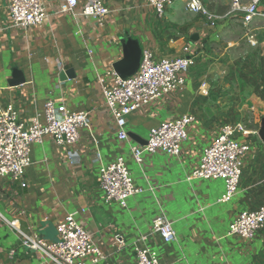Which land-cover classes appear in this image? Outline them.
Instances as JSON below:
<instances>
[{
    "label": "crops",
    "instance_id": "1",
    "mask_svg": "<svg viewBox=\"0 0 264 264\" xmlns=\"http://www.w3.org/2000/svg\"><path fill=\"white\" fill-rule=\"evenodd\" d=\"M86 1L78 0L74 15L64 10L66 0H44L47 18L24 28L12 25L8 0H0V106L13 104L26 126L43 112L48 99L86 111L90 119V127L82 130L75 146H60L51 135L31 145L26 187L10 176L0 180L4 218L16 221L22 232L56 241L58 225L69 213L81 210L77 221L105 255L98 264H138L136 243L157 251L163 264H264V230L251 239L229 234L240 212L264 202L260 137L241 132L236 136L250 149L244 156L239 191L230 201H221L223 180L189 179L204 149L229 123L208 106L214 64L221 59L220 44L233 17L214 27L180 3L158 17L147 0H104L109 12L100 21L81 14ZM204 2L219 14L230 5V0ZM263 27H257L262 34ZM128 38L150 49L155 59L177 57L188 46L195 63L182 88L127 117L129 138L122 140L105 103L103 85L115 82L113 66L124 57L123 41ZM186 114L196 118L178 155L145 153L141 163L133 158L131 146L144 145L152 127ZM118 157L125 158L135 184L142 188L125 207L107 202L100 187V168ZM158 216L172 222L175 241L166 243L153 230ZM7 221H0V264H44V258L24 246L20 231ZM116 234L123 236L125 246L118 247Z\"/></svg>",
    "mask_w": 264,
    "mask_h": 264
},
{
    "label": "built area",
    "instance_id": "2",
    "mask_svg": "<svg viewBox=\"0 0 264 264\" xmlns=\"http://www.w3.org/2000/svg\"><path fill=\"white\" fill-rule=\"evenodd\" d=\"M158 17L166 14L169 7L180 3L194 14L203 16L211 26L222 20L240 15L248 26L257 19L264 20V0H230L225 14H219L209 8L204 0H147ZM78 0H66L64 10L76 15ZM8 9L13 26L28 28L39 25L47 18L44 0H8ZM109 9L104 0H87L81 14L97 20H103ZM259 29V28H256ZM263 35H264V27ZM248 39L257 41L254 30L247 34ZM194 56L189 55L185 46L181 55L173 58L155 59L150 49H143L139 70L136 74L122 79L116 76L112 85L104 84L105 103L111 110L119 127L118 137L129 138L126 126L127 117L141 107L163 95L171 94L182 88L186 74L194 65ZM192 114H186L176 120L166 121L150 129L144 145H132L133 158L141 163L145 153L164 152L178 155L182 144L188 138V126L195 120ZM43 119V120H42ZM90 127L88 112L72 110L65 105H57L48 99L43 112L38 114L29 126L20 121L18 111L13 104L0 106V180L10 176L21 187H26L25 172L32 163L31 145L42 142L45 135H51L60 146H75L81 138V132ZM247 134L242 125L225 123L213 142L207 146L198 167L189 179H221L225 185L222 202L230 201L239 191L244 173V156L250 146L237 140L238 133ZM100 187L107 202L127 205V200L140 192L133 179L132 172L124 157L104 164L100 168ZM81 210L67 215L58 225V239L48 241L38 233H25L16 228V221L8 222L0 212V221L8 222L22 234V244L44 258V264H98L105 259L104 253L94 244L92 236L79 224L76 217ZM153 230L158 232L164 242L177 239L172 222L162 216L153 220ZM264 230V202L257 209H245L230 224L229 234L251 239ZM118 247L125 246L121 234L115 235ZM138 264H163L157 251L134 244Z\"/></svg>",
    "mask_w": 264,
    "mask_h": 264
},
{
    "label": "rangeland",
    "instance_id": "3",
    "mask_svg": "<svg viewBox=\"0 0 264 264\" xmlns=\"http://www.w3.org/2000/svg\"><path fill=\"white\" fill-rule=\"evenodd\" d=\"M255 23L245 26L241 16L235 15L225 28L220 44L224 48L220 61L214 64L208 107L216 117L240 124L250 137L259 138L264 117V36L256 28L264 22ZM251 30L257 34V41L248 39Z\"/></svg>",
    "mask_w": 264,
    "mask_h": 264
},
{
    "label": "water",
    "instance_id": "4",
    "mask_svg": "<svg viewBox=\"0 0 264 264\" xmlns=\"http://www.w3.org/2000/svg\"><path fill=\"white\" fill-rule=\"evenodd\" d=\"M197 37L198 36L195 34L193 36V39H197ZM123 45L124 57L120 61L116 62L113 68L119 77H121L122 79H126L138 72L143 49L138 40L133 38H128L124 40ZM67 74L74 75L73 70H67ZM16 79L14 81H19ZM258 135L264 143V117L261 120V126L258 131Z\"/></svg>",
    "mask_w": 264,
    "mask_h": 264
}]
</instances>
